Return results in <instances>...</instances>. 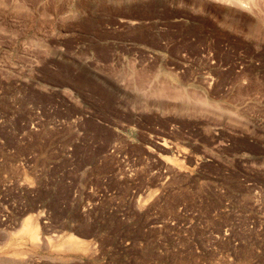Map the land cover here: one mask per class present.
I'll list each match as a JSON object with an SVG mask.
<instances>
[{
  "label": "rangeland",
  "instance_id": "obj_1",
  "mask_svg": "<svg viewBox=\"0 0 264 264\" xmlns=\"http://www.w3.org/2000/svg\"><path fill=\"white\" fill-rule=\"evenodd\" d=\"M0 264H264V18L0 0Z\"/></svg>",
  "mask_w": 264,
  "mask_h": 264
},
{
  "label": "bare ground",
  "instance_id": "obj_2",
  "mask_svg": "<svg viewBox=\"0 0 264 264\" xmlns=\"http://www.w3.org/2000/svg\"><path fill=\"white\" fill-rule=\"evenodd\" d=\"M70 1H74V0H70ZM92 1L102 2V3L106 2V3H112V4H143V3H149V2H160L162 4L191 5L199 9L206 7V6L225 5V6L232 7L236 10H240V18H264V0H92ZM228 13H231L233 16L237 15V12L233 10H229ZM29 219L30 220L26 222L24 221L25 223L22 227V232L21 234L20 233L18 234L21 236L26 235V237L28 236L29 239L32 240V242L34 241L36 242L40 240L39 239L40 238L39 229H38V226H36V224L33 222V218H29ZM70 239H72V237H70ZM72 241L77 243L78 246L79 245L82 246V244L77 242L78 240L76 241L73 239ZM71 243L74 244L73 242Z\"/></svg>",
  "mask_w": 264,
  "mask_h": 264
}]
</instances>
